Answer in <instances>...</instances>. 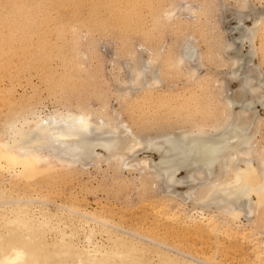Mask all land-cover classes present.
Wrapping results in <instances>:
<instances>
[{"label":"rangeland","instance_id":"1","mask_svg":"<svg viewBox=\"0 0 264 264\" xmlns=\"http://www.w3.org/2000/svg\"><path fill=\"white\" fill-rule=\"evenodd\" d=\"M130 1L0 0V128L9 116L27 106L45 111L71 108L82 102L87 107L106 103L107 110L115 109L120 120L133 130L140 132L141 128L143 133L152 134L159 128L164 131L178 129L184 118L199 117L208 109H217L221 96H214L220 90L227 88V93L235 94L238 81L229 79L226 83L223 80L221 73L226 69L220 66L213 52L218 51L219 40L224 38L223 41L232 42L238 35L234 12L240 0ZM247 1L253 8L249 9L251 12H261L258 13L262 19L260 28L252 43L245 40L240 46L235 40L233 47L241 51V55H247L250 45L253 47L250 65H257L258 73L256 71L253 76L259 74V81L253 79L252 85L264 95V0ZM168 8L173 12H168ZM253 21L254 15H246L240 24L245 28L253 27ZM186 36L188 40L192 38L190 42L197 47L196 53L202 54L200 61L188 62L178 68L180 70L173 71L166 64L163 63L166 67L160 64L158 56L153 62L155 66L151 65L153 69L158 68V83L149 88L141 85L140 89H132L131 96L123 92L125 86L129 87L128 70L134 58L146 60L152 52L164 55L172 51L173 54ZM232 55L228 52L222 56L229 58ZM195 66L196 73L191 76L188 71ZM148 77L150 74L146 72L143 81ZM248 94L246 98L250 99L252 95ZM237 106L234 107L236 111ZM252 109L249 130L257 145L264 146V106L254 102ZM147 156L157 157L152 152H137L138 158ZM105 165L89 164L67 174L63 167L58 172L59 166H54L47 173L57 170L56 174L45 180L32 181L25 193L32 196V202L36 197L44 199L38 201L40 206L52 212L72 213L77 218L79 214L69 212L68 207L78 205L84 210L106 215L133 231L148 228L150 235L146 233V236L160 242L165 240L170 247L188 255L193 264H264V206L255 209V214L245 216L242 213L231 219L218 215L219 212L211 208L206 214L215 215L214 222L219 231L203 229L198 232L189 220V215L196 214V206L191 205V200L187 199L180 207L177 202H170L168 208H163L162 201H167L165 197L175 192L174 199H180V193L187 191L185 185L176 187L173 194L160 193L156 183L154 188L145 191L137 186V179L134 180L139 176L137 172L123 167L115 177ZM0 172V189L13 197L21 196V189L10 185L13 176ZM102 207L110 213L99 212ZM165 212L169 216L170 212H177L178 217L169 218ZM96 234L98 241L105 240L102 230ZM170 247L162 249L175 252Z\"/></svg>","mask_w":264,"mask_h":264},{"label":"bare ground","instance_id":"2","mask_svg":"<svg viewBox=\"0 0 264 264\" xmlns=\"http://www.w3.org/2000/svg\"><path fill=\"white\" fill-rule=\"evenodd\" d=\"M250 7L247 0H240L234 12L236 15L233 17L238 23L235 26L237 30L234 29L238 35L234 39L240 46L245 40L252 43L260 28L262 19L259 12H251L249 9L253 8ZM246 15H254L253 27L245 28L240 24ZM190 40L184 37L173 54L172 51L164 55L152 52L146 60L134 58L128 70L131 76L129 87H124L123 81L118 85L124 87L126 90L123 92L129 95L132 89L141 85L148 88L156 85L159 81L158 68L154 70L152 67L158 56L160 64H166L173 71L188 65V62L200 61L202 54L196 53L197 47ZM223 40L218 41V51L213 53L217 55L220 66L226 69L221 73L223 80L238 81L236 95L227 93L229 89L224 90L220 86L223 91L215 93V96L213 94L214 98L221 96L217 109H208L199 117L193 115L184 118L181 121L183 125L178 129L173 128L174 131L159 128L151 134L143 133L140 128V132H137L120 120L115 109L109 112L108 107L104 106L106 103L87 107L81 102L71 108L45 111L27 106L7 118L0 128V170L13 176L10 185L21 189L22 195L13 197L9 192L4 193L3 188L0 189V264H193L188 255L170 247L164 243L165 240L160 242L146 236L148 228L133 231L106 215H98L78 205L68 207L69 212L79 214L76 218L72 213L63 214L42 208L38 201L45 200L41 197L33 198L39 205L32 202V196L28 197L25 193L30 183L47 179L57 170L59 172L60 167L67 174L76 168H86L83 166L89 164L99 167L100 163H105L115 177L124 167L137 172L139 176L134 180L137 179V186L145 191L152 186L154 188L153 184L156 183L160 193L173 194L176 187L185 185V193L178 191L183 199L178 197V193L180 199H174V192L173 195H165L167 201L162 199V205L168 208L170 202H177V207H180L187 199L191 200V205L196 206V214L189 215V220L198 232L203 229L219 231L214 222L215 215L206 214L211 208H215L218 215L231 219L242 213L245 216L255 214V209L264 206V146L257 145L249 130L254 102L264 106V95L259 94L252 85L253 79L259 81V74L253 76L258 73L257 65H250L254 49L250 45L247 55H241V51L233 47L235 40ZM228 52L233 55L224 58L222 55ZM196 66L186 71L194 76ZM146 72L150 78L143 81ZM247 93L252 95L250 99L246 98ZM235 105H238L237 111ZM139 151L152 152L157 157L138 158ZM136 165H139L138 169ZM54 166L59 168L47 173ZM182 172L184 174L180 177L178 174ZM99 212L110 213L103 207ZM170 213V216L166 212L164 215L178 217L177 212ZM101 230L105 240L98 241L96 232ZM262 244L264 246V242ZM162 247H170L175 252H167L168 249L165 251Z\"/></svg>","mask_w":264,"mask_h":264}]
</instances>
